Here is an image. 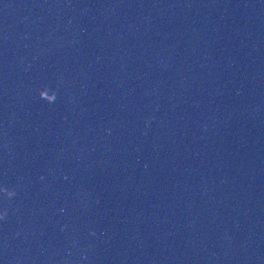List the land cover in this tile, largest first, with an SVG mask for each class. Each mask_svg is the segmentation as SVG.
I'll return each mask as SVG.
<instances>
[{
    "label": "water",
    "instance_id": "1",
    "mask_svg": "<svg viewBox=\"0 0 264 264\" xmlns=\"http://www.w3.org/2000/svg\"><path fill=\"white\" fill-rule=\"evenodd\" d=\"M117 264H264V0H64Z\"/></svg>",
    "mask_w": 264,
    "mask_h": 264
},
{
    "label": "clouds",
    "instance_id": "2",
    "mask_svg": "<svg viewBox=\"0 0 264 264\" xmlns=\"http://www.w3.org/2000/svg\"><path fill=\"white\" fill-rule=\"evenodd\" d=\"M40 98V97H39ZM54 101V100H53ZM53 101H51V102H53ZM48 102V101H47ZM50 102V103H51ZM5 189V193H6V197H12V196H14L15 195V192H14V190H11V189H8V188H4ZM5 213H0V216H3ZM89 234L90 235H93L94 234V232L91 230V229H89Z\"/></svg>",
    "mask_w": 264,
    "mask_h": 264
}]
</instances>
